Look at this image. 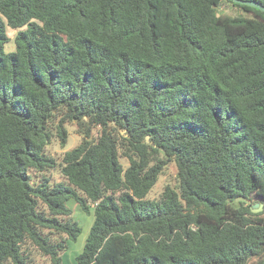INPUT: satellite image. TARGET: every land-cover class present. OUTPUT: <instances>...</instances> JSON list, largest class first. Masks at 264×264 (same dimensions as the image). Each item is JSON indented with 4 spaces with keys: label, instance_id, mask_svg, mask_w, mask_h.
<instances>
[{
    "label": "trees",
    "instance_id": "trees-1",
    "mask_svg": "<svg viewBox=\"0 0 264 264\" xmlns=\"http://www.w3.org/2000/svg\"><path fill=\"white\" fill-rule=\"evenodd\" d=\"M223 1L251 15L219 14ZM68 124L80 144L46 154L54 138L66 145ZM170 162L178 185L148 199ZM52 171L64 181L51 184ZM70 200L93 213L76 264L263 254L251 206L264 205V12L231 0H0V264H34L32 248L62 264L81 231Z\"/></svg>",
    "mask_w": 264,
    "mask_h": 264
},
{
    "label": "rangeland",
    "instance_id": "rangeland-1",
    "mask_svg": "<svg viewBox=\"0 0 264 264\" xmlns=\"http://www.w3.org/2000/svg\"><path fill=\"white\" fill-rule=\"evenodd\" d=\"M218 13L228 14V15H244V16L251 15L250 13H247L243 11L241 8L234 6L226 1H223L222 4L218 7ZM7 33L9 37L13 38L14 34L16 33V30L7 27ZM13 49L14 47L11 43L6 48V50H13ZM76 129L77 128L74 124H68L67 125L68 137H67L66 145L62 146L57 140V138H54L52 142L48 146H46L45 148L46 154L59 159L65 151L70 150L76 147L77 145H79L81 142V136L78 134ZM97 132L98 130L95 129L92 135L95 136ZM121 162L124 164V166H127V162L125 159L121 158ZM176 173H177V169L175 167V164L173 162H170L165 167L164 171L159 175L155 185L151 188V190L149 191L146 197L150 200H158L161 196V193L163 192L164 188L167 185H170L172 187L177 186L178 183L176 179ZM47 174L51 179V184L54 182L64 181V179L61 177V174L58 171L48 172ZM31 175H32V182L36 183L38 180V176L40 175L34 172H31ZM63 183H66V181ZM254 204L257 203L254 202L251 206L252 213L254 214L253 217L264 216V208L260 210L259 207H254L253 206ZM67 206L71 209L72 218L79 223V227L81 231L78 234L75 241L74 240L66 241L67 247L63 252H60V255L62 258L61 260L62 264H76L75 257L83 249L84 243L89 233V228L93 222V213L92 211H90V213L84 212L83 210H81L79 205L76 204L73 200L68 201ZM44 233L47 234L49 237H51L52 241L54 242L60 240L61 236L57 234L54 233L50 234L47 231H45ZM30 259L34 264H50L47 256L42 255L39 251H37L34 248L30 250ZM260 263H264V253L254 258L253 261H250L249 264H260Z\"/></svg>",
    "mask_w": 264,
    "mask_h": 264
},
{
    "label": "water",
    "instance_id": "water-1",
    "mask_svg": "<svg viewBox=\"0 0 264 264\" xmlns=\"http://www.w3.org/2000/svg\"><path fill=\"white\" fill-rule=\"evenodd\" d=\"M231 1H233L234 3H237V4H243V5H247V6L256 8V9L264 12V5H262L258 1H253V0H231ZM147 141H148V138H147ZM253 206L254 207H259L260 210L264 208L263 204H258V203L254 204Z\"/></svg>",
    "mask_w": 264,
    "mask_h": 264
}]
</instances>
